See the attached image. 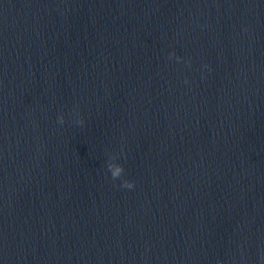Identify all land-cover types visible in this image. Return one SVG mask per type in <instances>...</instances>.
<instances>
[{
	"label": "water",
	"instance_id": "1",
	"mask_svg": "<svg viewBox=\"0 0 264 264\" xmlns=\"http://www.w3.org/2000/svg\"><path fill=\"white\" fill-rule=\"evenodd\" d=\"M264 175L201 264H264Z\"/></svg>",
	"mask_w": 264,
	"mask_h": 264
},
{
	"label": "clouds",
	"instance_id": "2",
	"mask_svg": "<svg viewBox=\"0 0 264 264\" xmlns=\"http://www.w3.org/2000/svg\"><path fill=\"white\" fill-rule=\"evenodd\" d=\"M173 57L177 61H180L182 59L181 57L176 56V54L174 52L169 54L170 59ZM186 63L190 64L191 61H186ZM204 67L207 68L208 65H204ZM184 82L188 83L187 80H185ZM58 123L61 125H63L65 123V118L62 114L58 117ZM75 123H77L79 125H83L84 120L82 118H79L75 121ZM118 159H119L118 155H110L109 161L107 163V170H108V172H110L111 179L113 181L121 179L123 174H124V171H125L123 165L117 162ZM119 186L122 188H126V189H133L135 187V183L133 181L123 179ZM261 260L264 261V256L261 257Z\"/></svg>",
	"mask_w": 264,
	"mask_h": 264
}]
</instances>
